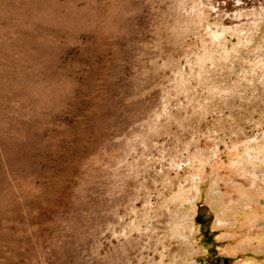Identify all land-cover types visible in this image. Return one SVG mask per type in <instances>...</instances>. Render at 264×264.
I'll use <instances>...</instances> for the list:
<instances>
[{"label": "rangeland", "instance_id": "obj_1", "mask_svg": "<svg viewBox=\"0 0 264 264\" xmlns=\"http://www.w3.org/2000/svg\"><path fill=\"white\" fill-rule=\"evenodd\" d=\"M0 264H264V0H0Z\"/></svg>", "mask_w": 264, "mask_h": 264}]
</instances>
